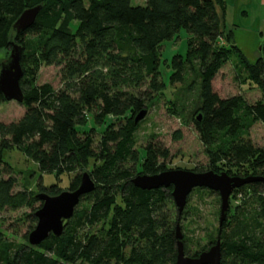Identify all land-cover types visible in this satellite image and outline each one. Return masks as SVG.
Returning a JSON list of instances; mask_svg holds the SVG:
<instances>
[{"label": "trees", "instance_id": "trees-1", "mask_svg": "<svg viewBox=\"0 0 264 264\" xmlns=\"http://www.w3.org/2000/svg\"><path fill=\"white\" fill-rule=\"evenodd\" d=\"M35 5L40 9L32 24L16 32L15 19ZM224 13L225 0H145L144 5L131 0H0V49L10 48V41L22 48L24 107L15 120H0V212L30 209L23 216L29 222L23 242L0 233V264H174L176 226L168 209L174 203L172 188L143 189L132 178L170 169L169 149L153 137L142 151L135 148L140 125L135 116L146 110L145 100L166 89L159 49L182 28L189 36L185 51L171 56L169 83H183L188 75L191 84L197 83L191 122L208 169L262 178L232 190L226 219L218 227L219 264H264V148L249 138L255 122L264 124V101L248 103L240 94L221 97L212 87L218 69L235 51L264 89V35L261 55L249 63L238 46L221 42V36L228 43L234 35L232 29L224 33ZM42 65L59 67L60 87L38 83ZM11 148L21 150L41 172L56 178L73 173L68 190L78 188L83 170L94 183L62 233H50L37 245L27 240L42 204L35 195H55L61 188L44 185L39 177L37 192L26 186L16 190L17 177L4 158ZM242 198L247 207L237 216Z\"/></svg>", "mask_w": 264, "mask_h": 264}, {"label": "rangeland", "instance_id": "rangeland-1", "mask_svg": "<svg viewBox=\"0 0 264 264\" xmlns=\"http://www.w3.org/2000/svg\"><path fill=\"white\" fill-rule=\"evenodd\" d=\"M259 1L261 0H228V5H225L224 33L232 29L234 35L228 43L224 36H221V42L229 47L234 43L249 63H255L261 55L259 43L264 35V7L259 5ZM144 3L145 0H131L132 5H144ZM188 36L187 31L182 28L173 39L164 41L159 49L161 76L167 85L164 92L156 95L150 102L145 100V103L149 104L145 115L139 120L140 125L135 134V148L142 151L150 137H153L169 149L170 155L166 161L170 169L199 168L205 171L209 170L208 157L192 125L190 114L194 103L198 100L197 83L191 84L192 75H188L183 83L172 84L169 83L168 77L171 56L185 51ZM9 50L10 48L0 49L1 62L5 61ZM44 82L51 83L55 88L60 87L59 67L42 65L38 73V83ZM189 82L190 87L187 84ZM212 87L221 97L240 94L248 103L264 101V89L252 79L251 69L235 51L229 53L218 69L212 79ZM23 111V105L16 100L0 102V120L2 121L15 120ZM249 138L254 145L264 148V124L260 121L255 122L249 130ZM4 158L17 177L16 190L26 186L37 192L35 184L41 177L44 185L58 183L63 191L67 190L68 182L73 176V173L62 174L60 178H56L53 173L41 172L37 165L18 148L6 151ZM238 202L240 204L237 216L247 207L246 199L242 198ZM168 209L173 226L177 223L179 225L186 252L191 255L199 253L206 250L211 242L216 241L220 212V198L217 192H210L204 187H195L190 192L180 217L174 203L170 204ZM29 211L30 209L22 208L0 212V233L8 240L16 243L23 242V235L29 224L27 220H23V216L24 212Z\"/></svg>", "mask_w": 264, "mask_h": 264}, {"label": "water", "instance_id": "water-1", "mask_svg": "<svg viewBox=\"0 0 264 264\" xmlns=\"http://www.w3.org/2000/svg\"><path fill=\"white\" fill-rule=\"evenodd\" d=\"M40 9L35 5L24 9L15 19L12 28L22 31L32 24ZM21 46L10 41V50L5 61L0 63V92L5 100L23 101V93L20 88L22 69L20 66ZM261 51V42L259 43ZM146 113L140 110L135 116V122ZM256 176H231L225 171L213 170L194 171L188 169H167L154 174H137L132 178V183L143 189L171 186V196L180 215L186 205L188 195L195 187H204L214 190L220 198L219 226L226 219L229 209V197L232 190L245 183L260 180ZM94 188L87 171L82 172L81 182L75 190H63L55 195L44 192L36 193V198L42 201L41 206L35 211L37 221L33 229L28 233L27 240L31 245L39 244L50 233L59 236L62 233L65 222L73 215L74 209L80 197ZM177 253L174 264H219L221 258V244L218 237L215 243L206 250H202L195 256L185 254L182 234L178 223L175 227Z\"/></svg>", "mask_w": 264, "mask_h": 264}, {"label": "crops", "instance_id": "crops-1", "mask_svg": "<svg viewBox=\"0 0 264 264\" xmlns=\"http://www.w3.org/2000/svg\"><path fill=\"white\" fill-rule=\"evenodd\" d=\"M227 3H228V0H225V5H228ZM259 5L264 7V0L259 1ZM224 15H225V13H224ZM223 21H224V19H223Z\"/></svg>", "mask_w": 264, "mask_h": 264}, {"label": "flooded vegetation", "instance_id": "flooded-vegetation-1", "mask_svg": "<svg viewBox=\"0 0 264 264\" xmlns=\"http://www.w3.org/2000/svg\"><path fill=\"white\" fill-rule=\"evenodd\" d=\"M213 244V243H212Z\"/></svg>", "mask_w": 264, "mask_h": 264}]
</instances>
